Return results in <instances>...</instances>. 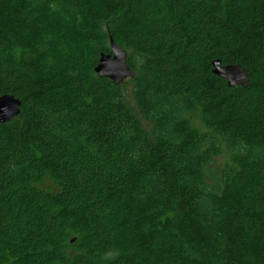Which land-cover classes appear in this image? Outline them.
Listing matches in <instances>:
<instances>
[{"label": "trees", "instance_id": "16d2710c", "mask_svg": "<svg viewBox=\"0 0 264 264\" xmlns=\"http://www.w3.org/2000/svg\"><path fill=\"white\" fill-rule=\"evenodd\" d=\"M110 40L122 84L94 72ZM127 82L145 116L177 105L210 134L146 127ZM3 95L0 264H264V0H0Z\"/></svg>", "mask_w": 264, "mask_h": 264}, {"label": "water", "instance_id": "95a60500", "mask_svg": "<svg viewBox=\"0 0 264 264\" xmlns=\"http://www.w3.org/2000/svg\"><path fill=\"white\" fill-rule=\"evenodd\" d=\"M109 54H101L94 72L100 78H106L114 84H122L135 77V71L127 65V53L121 46L110 40ZM212 74L223 78L229 88L248 86L247 70L238 64L222 65L216 59L211 62ZM21 103L12 95L0 96V124L7 123L19 114ZM73 241V240H72Z\"/></svg>", "mask_w": 264, "mask_h": 264}, {"label": "rangeland", "instance_id": "374dc122", "mask_svg": "<svg viewBox=\"0 0 264 264\" xmlns=\"http://www.w3.org/2000/svg\"><path fill=\"white\" fill-rule=\"evenodd\" d=\"M136 60V59H135ZM126 90L128 91V100L130 103V106L133 108V110L136 112V114L141 118L143 121L144 125L148 128L155 127L158 125V129L167 137L173 138V132L171 130V127L173 124L178 123V121H183L186 120L190 123V126L192 128V132L194 134H197L200 138L202 136H205L206 134H210V132L203 126L198 114L196 112H189L184 109H181L177 105H169L168 110L158 112L157 110V105L154 104L150 108V112L145 116L142 107L146 105L145 103L139 102L135 99L133 96V87L132 84L126 83ZM144 109V108H143ZM150 115H154L150 117ZM160 120L159 124L157 122H153L152 120ZM218 139V138H217ZM201 140V144L198 148V150H203L207 146V142L209 140L208 137H206V141L203 139ZM220 149H221V154H219L216 157H213L212 162L208 165L207 169L205 170V179L206 181L211 184L210 181V173L211 171H216L220 169L225 163H228L230 161V154L229 151L226 149L224 143H219ZM262 152L260 150H255L254 154L260 155Z\"/></svg>", "mask_w": 264, "mask_h": 264}]
</instances>
